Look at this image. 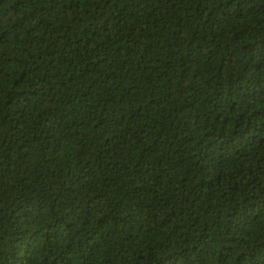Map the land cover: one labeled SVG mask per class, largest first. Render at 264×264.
Returning a JSON list of instances; mask_svg holds the SVG:
<instances>
[{
	"label": "trees",
	"instance_id": "1",
	"mask_svg": "<svg viewBox=\"0 0 264 264\" xmlns=\"http://www.w3.org/2000/svg\"><path fill=\"white\" fill-rule=\"evenodd\" d=\"M0 264H264V0H0Z\"/></svg>",
	"mask_w": 264,
	"mask_h": 264
}]
</instances>
